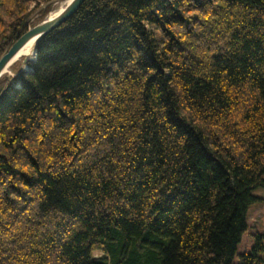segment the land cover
<instances>
[{
    "label": "trees",
    "instance_id": "trees-1",
    "mask_svg": "<svg viewBox=\"0 0 264 264\" xmlns=\"http://www.w3.org/2000/svg\"><path fill=\"white\" fill-rule=\"evenodd\" d=\"M40 2L0 0V56ZM34 50L0 78V264H264V0H83Z\"/></svg>",
    "mask_w": 264,
    "mask_h": 264
},
{
    "label": "water",
    "instance_id": "water-1",
    "mask_svg": "<svg viewBox=\"0 0 264 264\" xmlns=\"http://www.w3.org/2000/svg\"><path fill=\"white\" fill-rule=\"evenodd\" d=\"M83 0H70L60 11L51 17L45 16L32 26H29L0 56V78L8 71L9 66L13 63V58L17 52L29 41L33 40V55L37 42L50 30L58 26L67 19L80 5ZM31 56L23 57V63Z\"/></svg>",
    "mask_w": 264,
    "mask_h": 264
},
{
    "label": "rangeland",
    "instance_id": "rangeland-1",
    "mask_svg": "<svg viewBox=\"0 0 264 264\" xmlns=\"http://www.w3.org/2000/svg\"><path fill=\"white\" fill-rule=\"evenodd\" d=\"M56 1L57 0H41L39 7L35 11V13L39 10V8H42L43 13L45 14V16H47ZM29 56L33 57V52ZM17 62V64H23V58H21ZM11 65L9 66L8 71L6 72L9 75L13 74L12 68L17 66L15 63L12 66ZM252 193L256 196H259L261 199L252 202L247 208L248 226L247 229L243 232L241 239L237 244V252L250 251L253 244L255 243L256 234L260 233L264 235V187H256L252 190ZM261 240L264 244V236L261 237ZM259 254L264 257V250H259ZM237 260L238 257L237 255H235L233 257V262H236Z\"/></svg>",
    "mask_w": 264,
    "mask_h": 264
},
{
    "label": "bare ground",
    "instance_id": "bare-ground-1",
    "mask_svg": "<svg viewBox=\"0 0 264 264\" xmlns=\"http://www.w3.org/2000/svg\"><path fill=\"white\" fill-rule=\"evenodd\" d=\"M70 0H57L54 6L50 9L47 17H51L55 15L58 11H60ZM33 52V40L26 43L15 55L13 58V63L20 60L26 55H30Z\"/></svg>",
    "mask_w": 264,
    "mask_h": 264
}]
</instances>
